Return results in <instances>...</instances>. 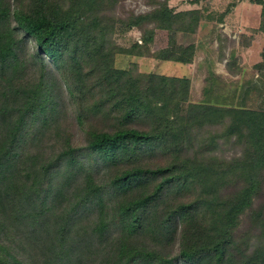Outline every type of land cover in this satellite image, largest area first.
Wrapping results in <instances>:
<instances>
[{"label":"trees","instance_id":"16d2710c","mask_svg":"<svg viewBox=\"0 0 264 264\" xmlns=\"http://www.w3.org/2000/svg\"><path fill=\"white\" fill-rule=\"evenodd\" d=\"M62 2L0 0V264H264V241L242 259L235 246L238 220L263 191L264 112L194 105L205 109L207 123L225 113L231 124L218 137L244 142L243 157L226 171L212 160L140 165L164 143L184 145L170 131L174 119L165 118L159 98L178 90L174 79L184 81L187 94L190 79L114 69L105 17L91 14L86 28L82 2L65 8ZM199 14L161 7L137 23L150 18L170 30L190 19L186 30L194 32ZM94 28L101 29L100 42L92 52L87 45L83 50L82 43L95 40ZM190 49L187 57L166 52L161 59L192 64L196 50ZM75 93L81 95L79 120L97 121L85 130L84 145L69 134L58 153L49 152L43 144L62 131L61 106ZM141 119L153 126L135 128ZM236 172L246 175L245 184L228 193L217 214L213 203H207L210 212L199 200L170 203L189 183L215 188ZM252 221L264 222V208Z\"/></svg>","mask_w":264,"mask_h":264},{"label":"rangeland","instance_id":"374dc122","mask_svg":"<svg viewBox=\"0 0 264 264\" xmlns=\"http://www.w3.org/2000/svg\"><path fill=\"white\" fill-rule=\"evenodd\" d=\"M75 1L63 0L62 3L65 8ZM80 1L83 4L82 11L87 15H83L81 20L86 28L93 25L88 19L91 14L105 17L102 21L107 31L104 42L111 49L113 56L110 60L114 69L128 71L133 76L155 74L160 77H191L187 94L184 81L174 79L171 82L172 89L177 87L178 90H172L170 97L159 98V101L166 103L165 118L174 119L171 121L173 125L170 131L175 133V137L184 140V145L175 147L174 144L164 143L166 149L161 146L158 155L141 159L140 165L145 163L143 166L156 169L173 164L179 158L181 161L190 159L205 166V162L212 160L218 169L226 171L230 165L233 166L241 160L244 142L236 137H218L231 124L229 116L223 113L221 116L224 117L219 121L207 123L205 109L199 110L194 105L264 112V0L93 1L97 7L90 0ZM55 2L59 3L60 0ZM161 7H167L178 14L199 12V24L201 26L205 21V27L199 26L194 32H191L192 28L186 30L190 19L176 21L177 24L170 30L163 28L158 20L150 18L137 23L139 19L155 15ZM92 32L95 40L91 38L87 44L82 43L83 50L87 49V45L92 52L97 47V42H100L101 29L94 28ZM192 46L195 50L198 49L194 65L161 59L166 52L178 53L175 54L176 57H187ZM69 85L75 90L72 83ZM153 94L155 96L154 92ZM154 96L150 98L155 100L157 96ZM80 97L79 93H75L71 100L63 102L59 120V129L62 131L45 141L43 148L47 151L58 153L70 135L75 145L85 144V130L97 120L90 115L82 122L79 120ZM190 105L196 108H190ZM134 126L141 131H147L153 125L151 121L141 119ZM106 128L110 129L108 125ZM210 138L215 140L208 145ZM180 140H174V143ZM115 168L120 170L122 166L119 164ZM245 177L244 173L236 172L227 180L224 178L222 185L207 189L204 181L196 180L180 192L170 195V203L199 200L201 210L204 211H209L207 203H213L211 213L217 214L231 199L228 193L239 190V185L245 184ZM261 208H264V185L261 196L238 220L236 226L235 234L241 240H237L235 246L242 250L241 259L252 255L264 241V222L255 224L252 221L254 214ZM200 214L205 216L202 212ZM172 247L166 246L165 249L169 252Z\"/></svg>","mask_w":264,"mask_h":264},{"label":"crops","instance_id":"0c3cea01","mask_svg":"<svg viewBox=\"0 0 264 264\" xmlns=\"http://www.w3.org/2000/svg\"><path fill=\"white\" fill-rule=\"evenodd\" d=\"M205 21H203L202 23H201V26L200 27H202V28H204L205 27ZM202 28H201V30H202ZM203 31H205V30H203ZM204 34H205V32H204ZM197 54H198V49L196 50V54H195V57L197 56ZM194 59H196V58H194ZM194 62H195V60H194ZM193 65H194V63H193ZM192 66V65H191ZM188 77V76H187ZM189 79H191V77H189Z\"/></svg>","mask_w":264,"mask_h":264}]
</instances>
